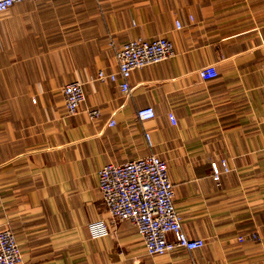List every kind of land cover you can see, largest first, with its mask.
Returning <instances> with one entry per match:
<instances>
[{"label": "crops", "instance_id": "crops-1", "mask_svg": "<svg viewBox=\"0 0 264 264\" xmlns=\"http://www.w3.org/2000/svg\"><path fill=\"white\" fill-rule=\"evenodd\" d=\"M160 37L175 54L134 71L128 95L120 78L98 80L118 72L123 44ZM211 65L219 77L204 83ZM77 81L86 100L71 117L62 89ZM146 107L156 117L141 121ZM150 155L168 164L184 231L203 248L151 257L107 212L100 170ZM6 229L23 264H264V0H41L0 14Z\"/></svg>", "mask_w": 264, "mask_h": 264}, {"label": "built area", "instance_id": "built-area-1", "mask_svg": "<svg viewBox=\"0 0 264 264\" xmlns=\"http://www.w3.org/2000/svg\"><path fill=\"white\" fill-rule=\"evenodd\" d=\"M41 0H0V14L7 12L15 4ZM182 25L177 23V29ZM175 54L173 42L165 37L148 40H133L117 50L118 72L106 73L101 70L98 80L118 83L125 95L130 93V78L134 71L157 65ZM202 82H209L219 77L213 65L199 71ZM65 110L68 116H76L85 102L83 84L79 81L67 84L62 89ZM95 119L101 115L98 110L88 111ZM137 117L141 121L152 120L156 112L152 107L140 109ZM173 125L177 120L171 113ZM112 120L110 126L115 125ZM148 137V136H147ZM149 139V137H148ZM223 171L214 163L215 180L222 173L230 170L222 162ZM99 190L109 215L116 221H129L138 230L147 255L164 256L177 249L193 252L206 245L204 239L190 238L183 228L181 215L174 205L175 190L170 180L168 164L156 155H150L123 164L109 163L99 172ZM104 229L107 227L104 225ZM245 241V237L239 239ZM252 241H262L260 236H253ZM0 264H23V253L14 234L6 229L0 230Z\"/></svg>", "mask_w": 264, "mask_h": 264}]
</instances>
